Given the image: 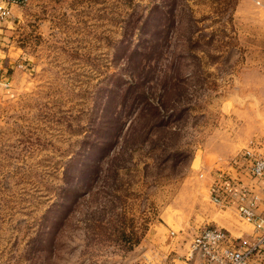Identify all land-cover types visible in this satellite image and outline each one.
<instances>
[{
  "label": "rangeland",
  "instance_id": "rangeland-1",
  "mask_svg": "<svg viewBox=\"0 0 264 264\" xmlns=\"http://www.w3.org/2000/svg\"><path fill=\"white\" fill-rule=\"evenodd\" d=\"M262 14L258 0H26L28 65L0 94V264H154L158 227L206 226L201 151L255 127Z\"/></svg>",
  "mask_w": 264,
  "mask_h": 264
},
{
  "label": "crops",
  "instance_id": "crops-1",
  "mask_svg": "<svg viewBox=\"0 0 264 264\" xmlns=\"http://www.w3.org/2000/svg\"><path fill=\"white\" fill-rule=\"evenodd\" d=\"M263 9L262 19L264 23V0H258ZM242 4V2H241ZM23 5L12 4L6 0H0V69L2 77L0 79V94L4 96H15L14 91L18 90L22 81L20 69L24 70L28 65V60L22 55L23 48L17 43V27L22 20ZM22 65L21 66H19ZM254 76L247 78L249 110L253 109L255 117L254 128H240L236 146L227 150H221L217 142V136H209L206 145L201 151L204 158L202 166L209 168L204 181L205 207L200 209V221L210 226H217L225 229L233 238L237 240L252 241L254 236V226L251 222L243 219L237 212L235 204H219L211 200L210 185L213 181L212 168L220 165L224 170H230L228 165L230 158L240 148L248 146L253 140L259 138L264 142V72L256 69ZM250 121H252L250 119ZM253 139V137H255ZM253 139V140H251ZM248 143V144H247ZM206 161V162H205ZM209 161H211L209 163ZM241 183L249 188L250 194L257 199L255 212L264 218V178H252L242 176ZM192 238V237H191ZM186 236V232L175 234L173 231L158 227L150 239L156 254H153L154 264H201V260L194 256L189 257V250L192 239ZM191 260V261H190ZM249 264H264V250L253 254Z\"/></svg>",
  "mask_w": 264,
  "mask_h": 264
},
{
  "label": "built area",
  "instance_id": "built-area-1",
  "mask_svg": "<svg viewBox=\"0 0 264 264\" xmlns=\"http://www.w3.org/2000/svg\"><path fill=\"white\" fill-rule=\"evenodd\" d=\"M23 5L26 0H6ZM22 67V65L19 64ZM2 70L0 69V79ZM232 169L217 168L210 185L211 200L219 204H235L238 214L254 226L251 242L233 238L225 229L206 225L193 236L189 257L197 256L201 264H249L253 254L264 250V218L255 212L257 199L241 183L242 176L264 178V142L257 138L237 151L229 160Z\"/></svg>",
  "mask_w": 264,
  "mask_h": 264
},
{
  "label": "trees",
  "instance_id": "trees-1",
  "mask_svg": "<svg viewBox=\"0 0 264 264\" xmlns=\"http://www.w3.org/2000/svg\"><path fill=\"white\" fill-rule=\"evenodd\" d=\"M155 44V43H154Z\"/></svg>",
  "mask_w": 264,
  "mask_h": 264
}]
</instances>
